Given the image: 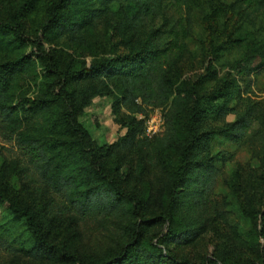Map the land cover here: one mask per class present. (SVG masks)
Masks as SVG:
<instances>
[{"label": "trees", "instance_id": "1", "mask_svg": "<svg viewBox=\"0 0 264 264\" xmlns=\"http://www.w3.org/2000/svg\"><path fill=\"white\" fill-rule=\"evenodd\" d=\"M190 1H50L40 28L44 37L82 33L101 23L126 35L128 30H149V34L137 42L125 36L129 50L74 68L63 67L55 51L46 50L40 40L29 39L33 55L47 69L37 97H19L15 90L39 60L20 56L0 63V130L15 139L27 162L20 168L14 166L13 174L38 184L36 189L48 196L45 200L50 204L61 196L65 210L78 217L104 211L123 219L116 247L101 258L92 257L95 264H196L188 255L175 254L171 246L192 244L207 231V220L197 216V208L216 183L219 160L225 159L212 153L214 136L222 134L237 142L260 120L262 108L239 109L246 98L234 78L204 93L179 80L178 67L187 53L191 27L180 19L189 21L185 14ZM239 1L253 11H264V0ZM32 5L33 0H27L9 20L0 16V48L23 42V20ZM180 9L183 11L177 14ZM161 16L166 18L165 31L152 28ZM208 76L210 68L199 84ZM114 93L130 113L124 121L127 131L116 142L99 145L79 118L95 97ZM230 101L236 104L230 106ZM147 107L169 108L164 114V133L153 139L143 136L144 122L138 118ZM231 113L238 116L235 122L219 129L208 127L213 116L221 119ZM151 149L158 153L168 179L159 209L145 190L136 187L131 168L122 167V155L136 152L145 160ZM3 177L1 174L0 205L8 204L14 217L23 220L32 233L34 245L28 255L39 261L81 263L84 258L77 250L58 246L51 239L42 208L22 202L20 194L8 190ZM251 215L264 234V204ZM204 264H264V253L261 259L237 254L227 262L214 252Z\"/></svg>", "mask_w": 264, "mask_h": 264}, {"label": "rangeland", "instance_id": "2", "mask_svg": "<svg viewBox=\"0 0 264 264\" xmlns=\"http://www.w3.org/2000/svg\"><path fill=\"white\" fill-rule=\"evenodd\" d=\"M26 1L0 0V16L11 19ZM50 1L33 0L23 20L26 32L23 42H11L9 49L6 46L0 48V63L20 56L39 60L33 55L28 41L33 39L40 40L46 50L55 51L63 67L74 68L101 56L129 50L125 36L131 42H137L149 34V30L145 33L128 30L126 35L116 31L114 26L101 23L82 33L65 32L60 37H44L40 28L47 18ZM182 11L180 9L177 14ZM185 15L189 21L179 18L180 23L191 27L187 53L178 67L179 80L204 93L234 78L246 98L239 109L245 111L247 106H256L262 110L260 120L254 121L250 131L239 141L227 139L222 134L214 136L212 153H219L225 159L219 160L220 173L216 183L197 208V216L207 220V231L194 243L172 245L171 249L180 256H190L196 264H204L214 252H219L227 262L237 254L261 259L264 234L251 212H257L264 204V11H253L239 0H191ZM165 19L164 16L157 18L152 28L165 31ZM209 68L210 76L199 84L200 77L207 74ZM45 74L46 66L40 61L36 68L20 79L15 95L37 97ZM109 85L113 86L112 81ZM119 99L116 93L97 96L79 118L99 145L112 144L127 131L124 121L130 113ZM18 100L16 98L15 102ZM235 104L230 101L229 105ZM168 109L147 107L144 113L138 114L144 122V137L153 139L164 133V114ZM159 110L164 118L162 130L149 136V118ZM21 116L25 114L21 113ZM213 118L209 120L208 127L219 129L235 122L238 116L231 113L221 119ZM34 122H39V118H35ZM8 134L6 130H0V177L4 174L8 190L20 194L22 202L42 208V216H45L47 230L54 243L68 250H77L84 259L81 263H63L39 261L28 255L27 251L34 245L32 233L23 220L14 217L9 205L3 204L0 205V264H95L94 260L91 261L92 257L98 259L113 250L120 239L122 217L104 211L78 217L74 211L65 210L61 196H55V202L50 204L45 200L48 196L36 189L38 184H32L22 174H13L14 166L20 168L27 162L21 158L15 139H9ZM151 150L145 160L136 152L122 155V167L131 168L136 187L145 190L152 205L159 209L165 199L168 179L158 153L155 149Z\"/></svg>", "mask_w": 264, "mask_h": 264}, {"label": "built area", "instance_id": "3", "mask_svg": "<svg viewBox=\"0 0 264 264\" xmlns=\"http://www.w3.org/2000/svg\"><path fill=\"white\" fill-rule=\"evenodd\" d=\"M163 122H164V118H163V114H162L161 110L156 111V114L154 116L151 115L149 118V121H148V132H147L148 135L154 136L158 132H160L162 130V127H163ZM149 126H150V128H149Z\"/></svg>", "mask_w": 264, "mask_h": 264}]
</instances>
